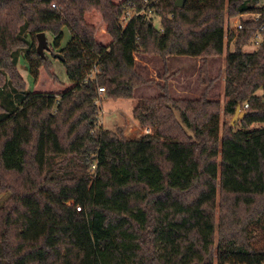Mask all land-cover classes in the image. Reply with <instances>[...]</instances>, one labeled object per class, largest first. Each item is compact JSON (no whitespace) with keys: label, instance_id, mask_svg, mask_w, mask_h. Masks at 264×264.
I'll return each instance as SVG.
<instances>
[{"label":"trees","instance_id":"trees-1","mask_svg":"<svg viewBox=\"0 0 264 264\" xmlns=\"http://www.w3.org/2000/svg\"><path fill=\"white\" fill-rule=\"evenodd\" d=\"M257 1L0 0L1 264H264V45L243 49L264 25ZM127 8L146 13L123 27ZM259 11L230 31L228 18ZM226 29L224 115L246 112L234 125L208 96ZM41 32L65 81L37 51ZM137 55L162 59L164 83L132 111L154 134L130 139L99 125V99L134 100L150 82ZM175 56L201 58L200 97L172 94Z\"/></svg>","mask_w":264,"mask_h":264},{"label":"rangeland","instance_id":"rangeland-1","mask_svg":"<svg viewBox=\"0 0 264 264\" xmlns=\"http://www.w3.org/2000/svg\"><path fill=\"white\" fill-rule=\"evenodd\" d=\"M236 17L228 18L227 25H229V29L231 32H236L234 29L236 23ZM154 24L160 28V18L157 16H153ZM228 28V27H227ZM229 31L225 30V48L222 56L211 57L208 60V71L211 77H215L216 81L213 84L210 92L208 93L209 98L213 100H219L222 103V111H221V120L222 123L224 121L232 122L233 117L224 115V102H225V68H226V53L228 51H233L235 49V39L232 42H229ZM49 44H53V38L51 35H48ZM71 39V34L68 27L64 28V37L61 42V47H65ZM51 46V45H50ZM253 43L249 42L247 46H244V51H253L256 49ZM51 56V60L54 63L55 72L60 77L62 81L66 80V69L64 67L63 62L58 59L55 54L51 55L50 52H46ZM59 53V52H57ZM137 62V68L142 73V75L150 80L149 83L139 87L136 90V94L133 99H108L104 98L103 102L100 103V108L102 112H99L98 120L99 125L104 129L116 130L117 128H121L124 131V135L127 138H137L143 134H154V130L151 128H145L141 126V124L134 118L132 111L135 105V100L140 98H150L158 96L160 93L159 84L164 83L162 79L163 74V62L159 56H142L137 55L135 57ZM202 60L199 57H189V56H175L168 58L169 64V81L168 84L170 89L174 92L172 94L175 97H190L195 98L199 97L204 92V85H201L198 77L200 73V66L202 64ZM19 69V67H18ZM20 70L26 80L27 89H31L34 87L35 82L33 76L30 74L29 69L27 68V64L24 59L21 57L20 59ZM19 70V71H20ZM20 71V72H21ZM179 89L181 93H177L175 89ZM6 91H10L6 89ZM184 91V92H183ZM7 103V102H6ZM150 132H147V130ZM11 195V190H1L0 191V209L5 205L9 196ZM1 250V247H0ZM1 264V263H0Z\"/></svg>","mask_w":264,"mask_h":264},{"label":"built area","instance_id":"built-area-1","mask_svg":"<svg viewBox=\"0 0 264 264\" xmlns=\"http://www.w3.org/2000/svg\"><path fill=\"white\" fill-rule=\"evenodd\" d=\"M257 5H260L262 8H264V0H258L257 1ZM146 11L142 10V11H135V10H131L129 8L126 9V11L123 13L121 19H120V24L125 27L127 26V24L129 23V21L137 15H143L145 14ZM262 12H250V13H242L239 14L236 18V23L234 26V29L236 30V32H240L245 28V21L247 20H252L254 22H257L260 20V18L262 17ZM229 31V29H228ZM251 43H253L256 47V49H259L262 45H264V25H262V27H260V29H258L253 37L250 40ZM255 49V50H256ZM97 68H94V70L91 72L90 76H93L94 73H96ZM105 92V88L100 87L99 88V93L102 95ZM101 102V98L99 99V103ZM248 107V104L245 105V108ZM102 112V111H100ZM147 132H150V130L148 129ZM95 167V166H94Z\"/></svg>","mask_w":264,"mask_h":264},{"label":"water","instance_id":"water-1","mask_svg":"<svg viewBox=\"0 0 264 264\" xmlns=\"http://www.w3.org/2000/svg\"><path fill=\"white\" fill-rule=\"evenodd\" d=\"M186 4V0H177L176 5L177 7L183 8ZM37 51L41 56H45L46 52H49L51 50V46L48 41L47 34L45 32H41L37 34ZM55 56L60 59L61 61L64 60V56L61 53H56ZM246 112L242 110L241 106L239 105L237 107L236 113L232 119V124H236V122L239 120L240 117H242Z\"/></svg>","mask_w":264,"mask_h":264},{"label":"crops","instance_id":"crops-1","mask_svg":"<svg viewBox=\"0 0 264 264\" xmlns=\"http://www.w3.org/2000/svg\"><path fill=\"white\" fill-rule=\"evenodd\" d=\"M21 59V58H20ZM18 67H19V70H20V60H19V64H18ZM21 71V70H20ZM21 73H22V71H21ZM175 89V88H174ZM176 90V92L179 94V93H181V91L179 90V89H175ZM171 92H174L172 89H171ZM184 92V91H183ZM175 93V92H174ZM136 94V93H135ZM200 97V96H199ZM105 97H103L102 99H101V103L104 101L103 99H104ZM182 98H184V97H182ZM185 98H190V97H185ZM195 98H198V97H195ZM102 110V109H101Z\"/></svg>","mask_w":264,"mask_h":264}]
</instances>
